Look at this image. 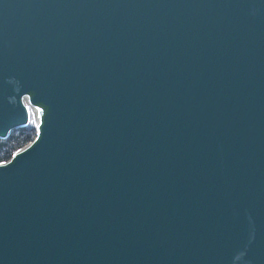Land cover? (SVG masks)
Here are the masks:
<instances>
[{
    "label": "water",
    "instance_id": "95a60500",
    "mask_svg": "<svg viewBox=\"0 0 264 264\" xmlns=\"http://www.w3.org/2000/svg\"><path fill=\"white\" fill-rule=\"evenodd\" d=\"M0 264H264V0H0Z\"/></svg>",
    "mask_w": 264,
    "mask_h": 264
},
{
    "label": "trees",
    "instance_id": "16d2710c",
    "mask_svg": "<svg viewBox=\"0 0 264 264\" xmlns=\"http://www.w3.org/2000/svg\"><path fill=\"white\" fill-rule=\"evenodd\" d=\"M32 118L25 127L15 129L6 138H0V161L8 158L18 147L33 137Z\"/></svg>",
    "mask_w": 264,
    "mask_h": 264
},
{
    "label": "rangeland",
    "instance_id": "374dc122",
    "mask_svg": "<svg viewBox=\"0 0 264 264\" xmlns=\"http://www.w3.org/2000/svg\"><path fill=\"white\" fill-rule=\"evenodd\" d=\"M32 118V117H31Z\"/></svg>",
    "mask_w": 264,
    "mask_h": 264
}]
</instances>
